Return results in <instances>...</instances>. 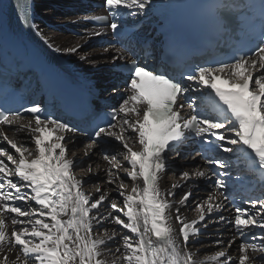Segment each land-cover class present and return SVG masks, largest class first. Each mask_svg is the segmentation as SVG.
<instances>
[{"label":"snow or ice","instance_id":"obj_1","mask_svg":"<svg viewBox=\"0 0 264 264\" xmlns=\"http://www.w3.org/2000/svg\"><path fill=\"white\" fill-rule=\"evenodd\" d=\"M150 3L103 0L106 15L91 19L106 23L112 33L122 36L120 18L144 15ZM261 7L264 9V0ZM261 25L259 43L237 50L230 62L197 66L182 77L211 89L220 105L216 115L197 112L186 95L190 88L181 82L135 60L127 61L123 89L112 88L118 103L104 114L110 119L85 133L92 140L91 145H85V157L104 138L122 149L116 154L102 151L107 163L105 183L115 186L111 190L97 184L93 192H86L85 177L74 174L75 157L68 152L70 141L80 132L78 127L45 113L39 104L15 111L0 108V126H17L16 130L26 131L34 144L31 150L10 139L0 127V141L10 145V150L0 147V264H264L261 198L246 200L250 207L237 206L234 217L228 220L240 238L238 258L229 255L237 235L226 242V248L225 241L216 240L221 250L206 260H198L188 246L195 242L191 238L200 234L201 225L207 229L210 223L226 220L220 212L228 199L230 160L209 155L206 148L201 155L205 168L181 172L180 180L168 190H162L160 184L167 170V153L179 156V147L190 137L216 152L232 154L240 149L251 166L264 173V18ZM103 34L101 28L85 36L90 39ZM45 42L57 52L76 54L83 48L80 42L64 49ZM113 47L109 44L100 53L85 52L79 59L95 67V57L110 54ZM125 59L124 50L117 48L107 63L116 69L118 61ZM25 114L32 119L22 123ZM118 156L128 165L123 174ZM87 172L97 174L91 166ZM193 178H207L212 186L206 198L195 205L197 217L188 221L181 208L188 204L192 191L183 192L175 205L169 198L184 186L182 182ZM125 179L131 182L130 188ZM113 193L117 199L108 204ZM121 199L122 205L118 202ZM106 205L107 210L101 211ZM173 208L178 228L173 226ZM105 224L113 226L111 234L107 228L101 234L94 233ZM117 227L132 235L117 232ZM253 228L259 230L257 235H249ZM113 241L118 242L114 250L108 247Z\"/></svg>","mask_w":264,"mask_h":264},{"label":"bare ground","instance_id":"obj_2","mask_svg":"<svg viewBox=\"0 0 264 264\" xmlns=\"http://www.w3.org/2000/svg\"><path fill=\"white\" fill-rule=\"evenodd\" d=\"M1 1L2 0H0V25L2 24V20H3ZM169 1L170 0H151V2L153 3V6L152 7L148 6L145 16H148L149 14H152V16L149 19L144 20L145 25L153 28V30L158 29L159 21L165 17L164 7H165V5L168 4ZM33 2H34V6H33L34 16L37 19L35 25H37L38 29L42 33H44V35L46 36L47 41L49 43H52L53 45H55L56 47H60L61 49L72 47L78 42L83 43V48L81 49L80 52H78L76 54H71V53H67L64 51H60L59 54L76 71L81 72V73H86V70H87L86 67L90 66V63L88 61H81L79 59V56L84 54L85 52L100 53L101 50H98V49H96L95 51L94 50L93 51L88 50L90 46L94 47V44L91 42L93 39L92 37L90 39L87 37L86 38L85 37H80V38L75 37L74 38V37L70 36L69 34L64 33L62 31L63 28H61L62 24L75 23V14L80 9L79 5L82 4V0H33ZM60 9H66L67 14L61 15ZM49 22L53 24L54 29H47L48 26H50L48 24ZM85 40H86V43H85ZM104 56H106V55L105 54L104 55H97L95 57V60H96L98 65H100L99 62L102 61L101 59ZM12 136H13L12 139H15V140L20 138L19 143H22L25 147H27L31 150H34V144L31 142L30 137L26 131H17L15 129L13 131ZM106 148L110 149V146H107ZM98 149L101 152V149L97 146H95V149L91 152V155H94L99 160H101L100 161L101 166L99 168V171L97 173L96 178H101L103 176L107 177V173L104 171V169L107 168V163H106V161H104V159L101 156V154L99 153ZM120 151L121 150H119L118 152H120ZM12 153L15 154L14 151ZM242 158H243V152L240 149H237V151L235 153L226 154V156H225V159L231 160V162L233 164L241 163ZM118 159L124 165V167L121 168V170H120L121 174H123L124 171L128 168L126 166V162H124V160H123V156H118ZM197 168L203 169V168H205V166L196 164L195 166L190 167V169L187 171H193V170H196ZM86 174H88V172ZM81 177H86L85 173H83L81 175ZM176 179L167 180L164 177L162 179V181H160L162 190H168L171 187V184L176 182ZM193 179H196V178H193ZM190 180H192V179H190ZM196 180H200L201 183L203 182L202 178L196 179ZM189 181H187L186 183L182 182V183H184V186L176 189L175 197L169 198L170 203L175 205L176 202L182 196L183 192L191 189V185L189 184ZM125 183L130 188L131 182L129 180L125 179ZM103 186H104L105 190H111V188H113V187H108L109 185H107L106 183ZM94 189H95V187H92V189L91 188L88 189L87 192H93ZM208 192L209 191L205 192L206 196H207ZM112 200H116V198L112 196V199L108 201V204H110L112 202ZM118 202L122 205V199L119 200ZM223 203H224V207L221 210V213H223L225 215L226 219L230 220L233 218V212L232 211L228 212L226 210L227 206H225V201ZM34 207H36V206H34ZM106 210H107V205L101 211H106ZM170 211L172 212V215H173V220H172L173 226L178 228V225L176 224V222L174 220V208ZM181 215L184 216L186 218V220L191 221L192 219H195L197 217L198 212H194L192 209L190 210L186 205V206H183L181 208ZM215 219H217V218H214V217L210 218V220H215ZM8 222L10 225V219L8 220ZM223 224L227 225V227L222 228ZM200 227H201L200 234L196 237L191 238L195 242L190 243L188 245L189 249L191 251H193V253L195 254V256L198 260H206L207 257L214 254L216 251L221 250V247L217 246L215 244L216 240L220 239V240L225 241V244L223 245V247L226 248L227 247L226 242L229 239H231L233 235H237V233L234 232L233 227L229 223H226V222L218 223V224L217 223H210V226L207 229H205L203 227V225H201ZM105 228H107L108 234H111V232L113 231L112 225L105 224L103 227L95 228L94 233L101 234L104 232ZM116 231L121 232L122 234L132 235L127 230H122L119 227L116 228ZM206 233H208V234H206ZM205 239H207L208 241L204 242L203 240H205ZM117 244H118L117 241H113V242H110L108 244V247L114 250L117 247ZM238 248H239V243H238V236H237V240H236L235 244L231 247V249H229V255L233 256L234 258H238ZM207 264H212V262L209 261V262H207Z\"/></svg>","mask_w":264,"mask_h":264},{"label":"rangeland","instance_id":"obj_3","mask_svg":"<svg viewBox=\"0 0 264 264\" xmlns=\"http://www.w3.org/2000/svg\"><path fill=\"white\" fill-rule=\"evenodd\" d=\"M48 24H52V23H48ZM92 43H93V41H91ZM89 51H95L96 50V48H95V45H94V47L93 46H90L89 47V49H88ZM77 146V145H76ZM75 146V147H76ZM74 147V148H75ZM84 148L85 147H83V151H84ZM98 151H99V153L101 154V152H100V150L98 149ZM78 153V151L76 150V152L74 153L75 155H78L77 154ZM101 156L103 157V155L101 154ZM75 157V160H80V159H77L76 158V156H74ZM79 157H82V155L80 154L79 155ZM100 161L101 160H99L96 156H94V155H91V158L89 159V161H88V163L90 164V166H91V168H92V172L93 173H98V171H99V168H100ZM87 164V162H85V161H83V164L82 165H80V166H83L82 167V170H80V172H81V175L83 174V173H85V180H87V190L88 189H92V187H96V185L97 184H101V185H105V181H106V179H107V177H105V176H103V177H101V178H96L97 177V174L94 176V175H92V174H86L87 173V168H88V166H87V168H85V165ZM88 165V164H87ZM80 169V168H79ZM76 170V169H75ZM74 171V170H73ZM78 175L80 174V173H77ZM81 175H80V177H81ZM91 187H90V186ZM108 187H115L114 185H109ZM201 196V197H198V196ZM113 197H115L116 199H117V196H116V194L115 193H113V195H112ZM206 198V195H205V192L204 193H201V192H197V193H195L194 194V196H192L191 198H190V201L188 202V204H187V207L191 210H193L194 212H197V210H196V208H195V205L198 203V202H200V201H202V200H204ZM204 242H207L208 240L207 239H205V240H203Z\"/></svg>","mask_w":264,"mask_h":264}]
</instances>
